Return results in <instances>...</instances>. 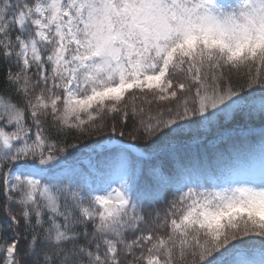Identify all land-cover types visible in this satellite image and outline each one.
I'll return each instance as SVG.
<instances>
[{
    "label": "snow or ice",
    "instance_id": "snow-or-ice-1",
    "mask_svg": "<svg viewBox=\"0 0 264 264\" xmlns=\"http://www.w3.org/2000/svg\"><path fill=\"white\" fill-rule=\"evenodd\" d=\"M0 264H264V0H0Z\"/></svg>",
    "mask_w": 264,
    "mask_h": 264
}]
</instances>
